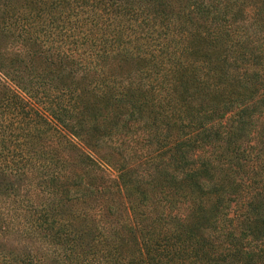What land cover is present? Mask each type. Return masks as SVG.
Instances as JSON below:
<instances>
[{
	"label": "trees",
	"instance_id": "16d2710c",
	"mask_svg": "<svg viewBox=\"0 0 264 264\" xmlns=\"http://www.w3.org/2000/svg\"><path fill=\"white\" fill-rule=\"evenodd\" d=\"M0 264H264V0H0Z\"/></svg>",
	"mask_w": 264,
	"mask_h": 264
}]
</instances>
